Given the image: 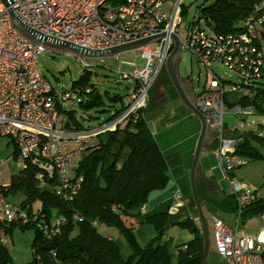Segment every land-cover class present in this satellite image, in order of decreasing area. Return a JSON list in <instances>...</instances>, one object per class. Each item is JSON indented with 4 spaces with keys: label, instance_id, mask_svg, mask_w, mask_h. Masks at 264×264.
I'll return each instance as SVG.
<instances>
[{
    "label": "built area",
    "instance_id": "1",
    "mask_svg": "<svg viewBox=\"0 0 264 264\" xmlns=\"http://www.w3.org/2000/svg\"><path fill=\"white\" fill-rule=\"evenodd\" d=\"M181 2L175 0L170 12L164 10L168 0H10L7 8L0 2V135L14 142L21 159L46 160L58 178L55 194L70 201L82 180L72 182L67 167L74 170L89 155L96 145L90 141L95 136L114 131L128 117L135 120L138 111L146 110L148 91L172 48L169 37L176 34L182 40L181 50L205 69V83L192 96L204 115L208 136L214 143L211 153L235 204L234 228L216 215L210 217L214 252L224 264H264V230L253 235L238 233L240 217L258 197L233 175L247 164V159L237 154L240 140L234 134L252 128L264 130V117L239 103L251 94L250 86L261 78L264 69V5L258 18L243 22L240 34L215 35L194 19L187 27L181 17ZM9 11L46 37L90 50H105L161 33H165V38L155 43L151 53H142L147 61L143 71L134 65L130 75L119 73L122 79L131 76L137 83L120 116L98 128L66 131L58 107L79 97L68 94L58 98L54 94L37 67V57L46 50L29 43L10 26ZM213 63L235 71L237 80L218 77ZM233 95H237L235 100L228 99ZM226 116L232 118L231 123L224 120ZM254 118L260 121L255 122ZM3 180L5 176L0 175V183ZM172 200L177 202L178 196L173 195ZM261 215L264 220V212ZM20 219L26 222L25 211L0 196V220ZM62 221L51 223L50 234L57 231Z\"/></svg>",
    "mask_w": 264,
    "mask_h": 264
},
{
    "label": "trees",
    "instance_id": "2",
    "mask_svg": "<svg viewBox=\"0 0 264 264\" xmlns=\"http://www.w3.org/2000/svg\"><path fill=\"white\" fill-rule=\"evenodd\" d=\"M262 5L264 0H215L198 10V19H202L209 32L215 35H236L243 31V22L260 16ZM184 13L185 10H181V14ZM258 33L263 35L261 30ZM158 77L161 78L163 94L156 93L153 84L148 91L146 110L138 111L135 120L130 116L119 123L114 131L101 133L90 140L96 145L71 171L72 182L79 178L82 181L70 201L55 194L59 182L55 170L49 168L50 164L40 158L21 159L16 145L10 140L14 147L12 158L21 163V169L11 175L9 185L0 183V196L6 200L10 195L25 191V200L16 207L25 211L26 222L22 219L0 220V236L10 234L14 229L33 231L30 264H169L175 251L177 264H202V235L196 226L197 222L192 219L178 225L187 230L192 239L174 248L165 239L170 217L168 213L145 219V223L156 234L145 246L139 247L132 235L133 224L129 219L139 216V210L145 206L151 193L165 189L169 183V170L163 153L144 117L147 109L162 98L178 100L163 68ZM250 87L251 94L244 96L239 103L251 107L257 115L264 117V69L261 78ZM71 94L79 97L76 102L87 114L99 111L104 106L102 94L89 83L85 75L72 84ZM109 101L119 103L120 107L103 124L115 120L126 109L127 98L113 96ZM58 109L65 117L64 130L87 129L75 119L74 111H64L60 106ZM91 118L88 115V119ZM261 131L252 128L236 132L234 137L240 140L237 154L247 160L258 158V147L264 145ZM224 201L235 213L232 195H227ZM133 211L137 214H133ZM263 212L264 200L257 198L242 214L240 221ZM58 220L63 221L59 222L57 231L50 234L51 223ZM96 224L115 229L132 254L124 260L116 240L100 234ZM1 241L0 237V264H6L8 254L4 248L5 241L3 244ZM208 262L213 263L209 251Z\"/></svg>",
    "mask_w": 264,
    "mask_h": 264
},
{
    "label": "rangeland",
    "instance_id": "3",
    "mask_svg": "<svg viewBox=\"0 0 264 264\" xmlns=\"http://www.w3.org/2000/svg\"><path fill=\"white\" fill-rule=\"evenodd\" d=\"M214 1L215 0H182L181 10H185V13L181 14V17L187 27L194 19V21L197 22L201 28H204L209 32L204 21L202 19H198V10L204 6L210 5ZM174 2L175 0H168V4L164 6V10L166 12H170ZM155 47L156 44H153L142 50L121 53L112 58L87 60H80L78 57L67 53L46 50L37 57V67L44 80L52 88L54 94H57L58 98H60V96L71 94L72 84L77 81L80 76L85 75L89 83L102 94L104 106L99 111H91L87 114V112H84L79 107L75 100H68L63 103L62 108L64 111H74L75 119L83 125L84 129L98 128L109 119L116 108L120 107L119 103H113L109 101V99L113 96H119L122 99H125L128 97L130 92L134 91L137 87V83L134 78L130 76L127 79H122L120 74L124 73L130 75L133 70L132 66L134 65L138 71H143L147 61L143 58L142 53H151ZM117 62H119L118 68L116 67ZM177 68L179 78L183 82L184 87H186L185 89L189 92V84L193 93L196 95L205 83L206 73L204 67L186 51L181 50ZM212 69L216 75L223 80H237L236 72L230 70L222 63H213ZM118 83H121V85L116 86ZM160 83L161 78L157 77L154 83V88L156 93L158 92L159 94L162 91ZM236 97L237 95H233L228 97V99L235 100ZM178 101L180 102L179 99ZM178 104L182 103L180 102ZM172 105V100L168 98L163 103L162 101L157 102L149 110L147 109L149 111L147 116L154 117L163 111H169L172 109ZM88 115L92 118L88 119ZM224 120L229 123L232 122V118L228 116H226ZM254 120L257 122L260 121V118H254ZM213 144L214 143L212 141V145ZM13 151L14 147L10 138L0 135V175L5 176V180L1 183L3 185H9L11 175L21 169V163L19 161H14L12 158ZM258 153V158L247 160V164L239 169H236L233 172V175L237 180L242 181L251 190H253L258 198L264 200V145L258 147ZM199 164L202 167L206 166V173L216 179L222 193L225 195H229L231 193L228 183L223 180L221 173L217 169L216 160L214 159L212 153L202 151L199 157ZM67 176L72 177V172L69 167H67ZM25 198V191H19L15 195L8 196L6 201L14 206H20ZM212 210L214 211V209ZM203 214L207 226H209L208 230H210L211 216L204 208ZM216 215L221 219L224 218V216H222L219 212ZM195 219L197 220V216H195ZM196 222L197 228H200L198 220ZM239 226L240 228L243 227L245 229L250 226L257 232L264 229V220L262 215H258L256 218L251 220H243V224ZM234 227L235 224L232 225V228ZM96 229L100 234L109 235L113 237L116 242L118 241L119 244H123L125 246L124 240L119 237L115 229L107 228L100 224H96ZM175 230V227H171L169 225L165 232V239L172 248H174L177 243L176 236L172 233ZM183 231L188 233L187 230ZM188 234L191 236L190 233ZM0 237L3 241H5L4 248L8 254V261L6 264H30L32 261L31 246L34 239L33 231H21L19 229H14L10 234H1ZM185 239L188 240L189 238L186 236ZM209 254L211 259H213L216 264H224L217 259L218 257L214 252L212 244V237L211 245L209 246ZM122 256L127 259V256L124 253H122Z\"/></svg>",
    "mask_w": 264,
    "mask_h": 264
},
{
    "label": "crops",
    "instance_id": "4",
    "mask_svg": "<svg viewBox=\"0 0 264 264\" xmlns=\"http://www.w3.org/2000/svg\"><path fill=\"white\" fill-rule=\"evenodd\" d=\"M188 87L189 92L187 90L186 92L193 99V90L189 84ZM160 94H163V90ZM161 101L163 103L166 101V98L164 100L162 98ZM178 103H180L178 100H172L173 105L171 110L163 111L154 117L147 116L149 109L144 114L147 127L161 149L166 161L169 170V183L165 189L151 193L144 206V211L141 212V210H139L138 217L129 219L130 223L133 224L132 235L139 247L145 246L156 235L153 228L145 223V219L152 215L159 213L169 214L168 227L170 225L176 228V230L172 232L174 236H176V246L183 245L192 239L188 234L189 232L183 231L178 225L189 219L195 222L197 221L195 219L196 213L190 195L189 171L200 130V124L183 104ZM209 138L210 142L204 143L202 151L211 153L212 138L210 136ZM196 189L201 197L202 209L204 208L210 216L216 215L219 212L224 216L222 220L230 227L235 224V213H232V210L227 206V202L224 201L227 195L222 193L216 179L206 173V166L202 167L200 164H198L196 173ZM175 194L178 196L177 202L172 200ZM212 209H214V211ZM132 213L137 214L136 211ZM249 216L246 218L244 217L239 225L243 224V220L256 218V216ZM262 230L256 232V230L250 226H248L247 229L243 227L240 228L239 226L238 233L253 235ZM186 236L189 238L188 240L185 239ZM116 243L121 256L122 253H124L128 258L132 254L129 247L119 244L118 241ZM122 258L125 260L124 256H122ZM212 262L211 264H216L213 259ZM169 264H177L176 251L170 259Z\"/></svg>",
    "mask_w": 264,
    "mask_h": 264
},
{
    "label": "water",
    "instance_id": "5",
    "mask_svg": "<svg viewBox=\"0 0 264 264\" xmlns=\"http://www.w3.org/2000/svg\"><path fill=\"white\" fill-rule=\"evenodd\" d=\"M10 0H0L5 8L8 7ZM10 26L25 40L33 45H39L45 50L56 51L61 53H67L78 57L80 60L87 59H107L118 56L121 53L129 51H139L147 46L158 43L161 39L165 38V33L150 36L147 38L138 39L129 43L114 46L105 50H90L78 47L73 43L61 42L53 38L46 37L39 32L26 26L19 17L13 12H8ZM184 32V28L182 27ZM184 34V33H183ZM172 42V48L170 53L167 55L163 69L164 72L173 87L176 95L184 107L192 114L200 124V130L196 141L191 168L189 171V188L192 201L194 203V209L197 216V220L200 224V231L202 235V264H210L208 262V251H209V233L208 226L203 214L202 204L197 194L196 189V173L199 164V157L202 152V147L205 142H210L208 136V126L206 124L204 115L197 108L194 100L187 94L183 82L178 75V62L181 51L182 40L176 34L170 35ZM121 83L116 84L120 86ZM260 137L264 139V130L261 131ZM211 141H213L211 139Z\"/></svg>",
    "mask_w": 264,
    "mask_h": 264
}]
</instances>
